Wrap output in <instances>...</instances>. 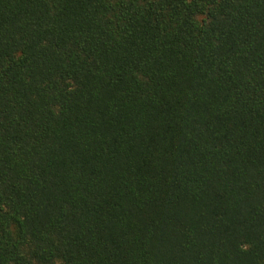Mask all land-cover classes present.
<instances>
[{
  "label": "trees",
  "instance_id": "16d2710c",
  "mask_svg": "<svg viewBox=\"0 0 264 264\" xmlns=\"http://www.w3.org/2000/svg\"><path fill=\"white\" fill-rule=\"evenodd\" d=\"M0 264H264V0H0Z\"/></svg>",
  "mask_w": 264,
  "mask_h": 264
}]
</instances>
